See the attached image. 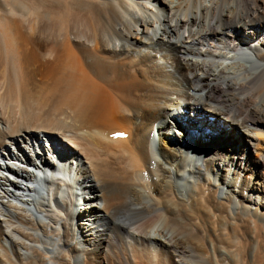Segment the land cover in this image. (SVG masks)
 <instances>
[{"label":"bare ground","instance_id":"6f19581e","mask_svg":"<svg viewBox=\"0 0 264 264\" xmlns=\"http://www.w3.org/2000/svg\"><path fill=\"white\" fill-rule=\"evenodd\" d=\"M263 7L0 0V264H264Z\"/></svg>","mask_w":264,"mask_h":264},{"label":"rangeland","instance_id":"374dc122","mask_svg":"<svg viewBox=\"0 0 264 264\" xmlns=\"http://www.w3.org/2000/svg\"><path fill=\"white\" fill-rule=\"evenodd\" d=\"M260 1L264 2V0H260ZM259 12L264 13V7L261 8L259 10ZM256 27H257V29H259V31H263L264 32V20H263V22H261V21L259 22L258 21L257 24H256ZM261 36H262V34H261ZM198 115L201 116L202 118H205V119H207V117H208V116L202 115L201 113L189 112L188 111V112H186L185 115H183L184 116L183 118L186 120V123L184 122L185 126H182L181 129L178 128V124H182V122L180 120L178 122L177 121H173V120L172 121L169 120L168 124L172 127V129L175 132V134H177L179 132L181 133L182 129H184V131H183L184 134H182V133L181 134L184 136L187 144H189L190 146H197V144L200 141L201 142H205L207 139H209V138H207V136H209L210 139H212L214 142H221V141L223 142V139H224L225 136H222L223 138L221 139L220 136L212 134V132H210V131L207 132V131H204V130L199 128V122H198V120H196ZM188 119L193 121V122L187 123ZM224 134H227V133L225 132ZM225 138H227V137H225ZM227 145H228V142L225 143V146H227ZM242 177H245L243 175V173H242ZM77 208H78V210L81 213L86 211L85 205H83L82 203ZM80 218H81V216H80Z\"/></svg>","mask_w":264,"mask_h":264}]
</instances>
